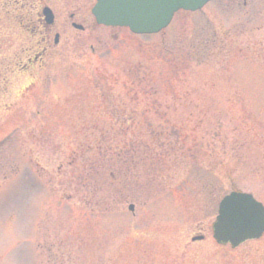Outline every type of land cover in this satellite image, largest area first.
Listing matches in <instances>:
<instances>
[{"label":"rangeland","instance_id":"rangeland-1","mask_svg":"<svg viewBox=\"0 0 264 264\" xmlns=\"http://www.w3.org/2000/svg\"><path fill=\"white\" fill-rule=\"evenodd\" d=\"M42 1L46 29L40 0H0V264H264V235L233 249L212 228L232 191L264 205V0L149 36L98 25L97 0ZM130 144L136 180L91 178Z\"/></svg>","mask_w":264,"mask_h":264},{"label":"water","instance_id":"water-1","mask_svg":"<svg viewBox=\"0 0 264 264\" xmlns=\"http://www.w3.org/2000/svg\"><path fill=\"white\" fill-rule=\"evenodd\" d=\"M211 0H97L92 14L98 25L128 28L136 35L158 34L166 29L174 15L180 11L196 12ZM43 16L52 25L55 16L45 8ZM73 27L84 30L76 23ZM59 35L55 37V44ZM131 211L134 206L129 207ZM213 238L219 245H230L236 249L248 241L259 240L264 235V205L252 194L232 192L220 204L213 223ZM203 237L193 239L201 241Z\"/></svg>","mask_w":264,"mask_h":264},{"label":"trees","instance_id":"trees-1","mask_svg":"<svg viewBox=\"0 0 264 264\" xmlns=\"http://www.w3.org/2000/svg\"><path fill=\"white\" fill-rule=\"evenodd\" d=\"M136 72V76H137V81H132V84H142L143 82H148L146 79V75L141 77V71L140 68H136L135 69ZM132 71H130V73H135ZM130 150L126 151L125 154V158L121 159L122 154L121 151H118L116 149V147L114 149L111 150L110 153V157L108 161H105L104 159H102V161L98 159L97 162H93L92 163V172H91V178L95 179L96 177H100L104 174L109 173L111 177L117 178V179H121L122 182H133L134 180V172H133V166L138 163L141 162H146L147 161V155L145 152L141 153L140 155V159H138V161H136L137 159L133 156H130V152L132 151L131 147L132 145H129ZM118 148V146H117ZM97 149L99 151L98 156L101 157L103 153H101L103 147L102 145H97ZM119 149V148H118ZM159 162V161H158ZM97 164V165H96ZM158 165H160V162L157 163ZM149 166V165H148ZM113 174V175H112Z\"/></svg>","mask_w":264,"mask_h":264},{"label":"flooded vegetation","instance_id":"flooded-vegetation-1","mask_svg":"<svg viewBox=\"0 0 264 264\" xmlns=\"http://www.w3.org/2000/svg\"><path fill=\"white\" fill-rule=\"evenodd\" d=\"M50 5H52V4H50L49 2L47 3V2H43L42 0H40V2H39V7L41 8V11L44 9V8H46V7H49L51 10H52V8H51V6ZM40 16V15H39ZM71 17H72V19H71V21L72 22H75L74 20H75V14H72L71 15ZM70 17V18H71ZM40 24H42V26H44L45 25V21H44V19H43V17L42 16H40ZM46 27L47 26H44L43 28H45L46 29ZM50 28V27H49ZM40 33V32H39ZM48 38H50V35H48ZM48 47L47 46H45V47H43L42 49H41V51H39V54H35L34 55V57L32 58V59H29V64H32V66H33V64H34V62H35V64L39 61V63H41L42 62V60L44 59V57L46 56V54H47V52H48ZM29 67V65H27L26 66V69Z\"/></svg>","mask_w":264,"mask_h":264}]
</instances>
